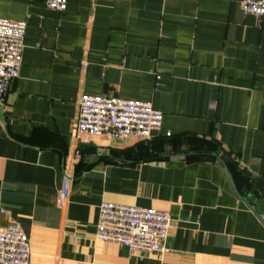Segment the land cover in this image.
Returning <instances> with one entry per match:
<instances>
[{
  "label": "crops",
  "instance_id": "crops-1",
  "mask_svg": "<svg viewBox=\"0 0 264 264\" xmlns=\"http://www.w3.org/2000/svg\"><path fill=\"white\" fill-rule=\"evenodd\" d=\"M0 18L27 23L0 101V225L22 226L32 264H264V19L239 0H0ZM82 95L150 102L161 129L79 133ZM105 201L169 211L166 251L98 240Z\"/></svg>",
  "mask_w": 264,
  "mask_h": 264
},
{
  "label": "built area",
  "instance_id": "built-area-1",
  "mask_svg": "<svg viewBox=\"0 0 264 264\" xmlns=\"http://www.w3.org/2000/svg\"><path fill=\"white\" fill-rule=\"evenodd\" d=\"M246 14L264 19V0H239ZM64 13L68 0H45ZM27 30L26 21L0 18V101L18 77ZM163 113L152 103L115 96L82 95L77 131L114 139L150 140L162 126ZM3 213V212H2ZM172 227L169 211L105 201L100 206L98 240L125 246L136 253H163ZM30 239L19 223L0 225V264H32Z\"/></svg>",
  "mask_w": 264,
  "mask_h": 264
}]
</instances>
